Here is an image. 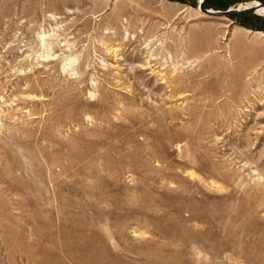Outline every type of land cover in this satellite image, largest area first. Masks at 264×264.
Listing matches in <instances>:
<instances>
[{
	"label": "rangeland",
	"instance_id": "374dc122",
	"mask_svg": "<svg viewBox=\"0 0 264 264\" xmlns=\"http://www.w3.org/2000/svg\"><path fill=\"white\" fill-rule=\"evenodd\" d=\"M199 4L0 0V264H264V15Z\"/></svg>",
	"mask_w": 264,
	"mask_h": 264
},
{
	"label": "water",
	"instance_id": "95a60500",
	"mask_svg": "<svg viewBox=\"0 0 264 264\" xmlns=\"http://www.w3.org/2000/svg\"><path fill=\"white\" fill-rule=\"evenodd\" d=\"M207 2L208 0H201L200 4H199V8L200 10L209 16L212 17H235V16H239V15H244V14H258L261 15L258 12V7H247V8H230L227 10H212L207 8ZM261 7H264V3H260ZM255 31V30H253Z\"/></svg>",
	"mask_w": 264,
	"mask_h": 264
},
{
	"label": "crops",
	"instance_id": "0c3cea01",
	"mask_svg": "<svg viewBox=\"0 0 264 264\" xmlns=\"http://www.w3.org/2000/svg\"><path fill=\"white\" fill-rule=\"evenodd\" d=\"M229 45H264V36L248 34L241 29L231 32Z\"/></svg>",
	"mask_w": 264,
	"mask_h": 264
},
{
	"label": "bare ground",
	"instance_id": "6f19581e",
	"mask_svg": "<svg viewBox=\"0 0 264 264\" xmlns=\"http://www.w3.org/2000/svg\"><path fill=\"white\" fill-rule=\"evenodd\" d=\"M201 1V0H200ZM247 6H245V5H241L240 7L241 8H247V7H258V12L261 14V15H264V7H261L260 6V2H258V1H253V2H251V3H247L246 4Z\"/></svg>",
	"mask_w": 264,
	"mask_h": 264
},
{
	"label": "trees",
	"instance_id": "16d2710c",
	"mask_svg": "<svg viewBox=\"0 0 264 264\" xmlns=\"http://www.w3.org/2000/svg\"><path fill=\"white\" fill-rule=\"evenodd\" d=\"M241 16H242V17H243V16H245V17H249V16H252V15H246V14H244V15H241ZM244 25H245L246 27L255 28L253 25L248 24V23H247V24L245 23ZM257 29H260V30L263 29V30H264V28H257Z\"/></svg>",
	"mask_w": 264,
	"mask_h": 264
}]
</instances>
